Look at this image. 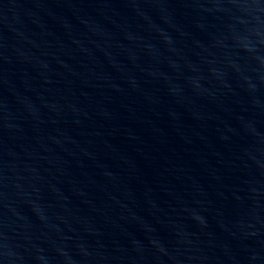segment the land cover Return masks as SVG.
Wrapping results in <instances>:
<instances>
[{"label": "water", "instance_id": "1", "mask_svg": "<svg viewBox=\"0 0 264 264\" xmlns=\"http://www.w3.org/2000/svg\"><path fill=\"white\" fill-rule=\"evenodd\" d=\"M0 264H264V0H0Z\"/></svg>", "mask_w": 264, "mask_h": 264}]
</instances>
